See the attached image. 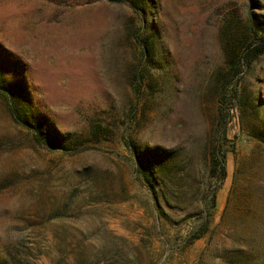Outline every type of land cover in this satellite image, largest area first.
I'll return each instance as SVG.
<instances>
[{
    "label": "rangeland",
    "instance_id": "rangeland-1",
    "mask_svg": "<svg viewBox=\"0 0 264 264\" xmlns=\"http://www.w3.org/2000/svg\"><path fill=\"white\" fill-rule=\"evenodd\" d=\"M261 27L264 0H0V264H264V53L230 64Z\"/></svg>",
    "mask_w": 264,
    "mask_h": 264
},
{
    "label": "trees",
    "instance_id": "trees-1",
    "mask_svg": "<svg viewBox=\"0 0 264 264\" xmlns=\"http://www.w3.org/2000/svg\"><path fill=\"white\" fill-rule=\"evenodd\" d=\"M251 23H252V26L255 27L254 25L256 24V22L252 18H251ZM263 30H264L263 27H261L258 30L254 29L252 32V34H253L252 37H248V38L245 37L241 41V44L239 45L238 50H237V54L232 56V58L239 57L240 59H231L230 64L232 66H234V67L239 66L241 64V62L249 65L253 61V58H256V57H258L264 53V37L259 35V32H263ZM230 82L231 81L228 82V85ZM0 88L5 89L3 85ZM4 94L8 98L11 97V93L9 90H6L4 92ZM11 115H12L13 119L16 122H18L19 124L33 128L35 130L34 131V138L37 141L50 142V140L48 138H50V137L53 139L56 138V137H54L55 135L50 136L47 132L42 131L39 128L32 126V124L29 121H27V119L25 117H23V115L13 106L11 108ZM226 141H227V139H226L225 135L222 137V139H218L214 150L210 154L209 177L216 179V187H219L222 184V181L226 176V155H225L226 149L224 147L226 144ZM134 157L137 159L136 162H138V165L140 166L138 173L144 179H148L147 171L145 169V166L147 167V165H145V164H147L145 159H143V157H140L139 153H137V152H135ZM210 208L211 209L215 208L214 192L211 194ZM208 220H209V214L207 213L204 217V221L201 224L202 229L200 231L197 230V232L191 236L190 242L196 238H199L202 234H204L206 232L207 226H208Z\"/></svg>",
    "mask_w": 264,
    "mask_h": 264
}]
</instances>
